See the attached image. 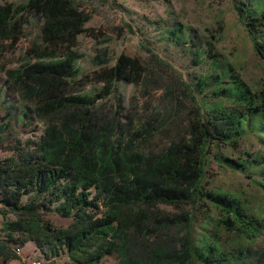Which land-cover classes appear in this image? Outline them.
Returning <instances> with one entry per match:
<instances>
[{
  "label": "trees",
  "instance_id": "trees-1",
  "mask_svg": "<svg viewBox=\"0 0 264 264\" xmlns=\"http://www.w3.org/2000/svg\"><path fill=\"white\" fill-rule=\"evenodd\" d=\"M233 1L264 60V0L256 6ZM83 2L0 5V53L15 49L36 28L18 66L0 68L6 77L3 91L11 92L20 106L16 121L43 126L39 137L16 147V156L0 159V264H9L18 256L16 249L24 251L29 243L45 259L66 254L69 264H104L114 253L119 264H264V250L254 249L264 235V219L234 195L204 186L212 146L237 145L250 130L264 134V89L254 92L228 67L224 75L232 81L226 87L219 82L214 92L219 100L196 106L194 117L176 133L160 113L134 122L121 106L118 86L140 85L152 74L139 58H114L104 51L93 59L99 87L93 92L77 88L84 82L78 40L92 18ZM169 34L180 39L173 30ZM205 87L207 82L200 80V91ZM109 99L117 104L104 112ZM0 101L7 99L0 96ZM164 133L166 141L154 145ZM261 158L225 162L241 172L252 170L264 185ZM185 205L192 209L184 210ZM50 214L73 222L56 228L46 218ZM175 231L181 236H169ZM151 237H163V243L141 255L133 242Z\"/></svg>",
  "mask_w": 264,
  "mask_h": 264
},
{
  "label": "rangeland",
  "instance_id": "rangeland-1",
  "mask_svg": "<svg viewBox=\"0 0 264 264\" xmlns=\"http://www.w3.org/2000/svg\"><path fill=\"white\" fill-rule=\"evenodd\" d=\"M20 1L0 0V5ZM247 1L253 6L258 4V0ZM82 7L92 18L87 24V31L78 40V49L84 54L80 62L84 82L77 88L93 92L99 87L94 81L96 66L93 59L104 51L114 58L121 54L139 58L152 74L140 85L120 83L118 86L123 98L121 106L125 107L126 115L134 122L152 120L160 113L161 119H170L168 129L176 133L194 117L196 106H202L205 100L209 104L219 100L214 95L219 82L226 87L232 81L230 76L224 75L228 67L254 92L259 93L264 89V60L256 52L249 33L241 23L233 0H84ZM172 30L180 39L169 34ZM36 32V28L29 29L15 49L0 53V67H17L35 39ZM152 54L157 55L164 64L155 60ZM220 76L222 81H218ZM200 80L207 82L204 92L198 88ZM5 81V74L0 68V96L7 99L5 103L0 101V159L16 156V147H24L29 140L43 132V126L35 121L32 125L29 121H16L15 112L20 106L11 92L3 91ZM221 101L231 105L228 100ZM116 104L115 99H109L103 111L114 110ZM120 111L122 113L124 109ZM126 122L131 124L128 120ZM244 129L248 132L247 124ZM258 135L255 130H250L238 140L237 145L212 146L207 158L204 186L234 195L250 213L264 219V185H260L261 177L253 174L252 170L241 172L225 162L226 158L238 161L264 157V134ZM166 139L167 133H164L155 138L154 145ZM261 161L264 162L263 158ZM183 208L192 209L188 205ZM160 209L177 211L165 206ZM200 217L198 214L197 219ZM213 217L218 219L220 216L216 212ZM10 218L14 219L12 216ZM46 218L56 228L66 229L73 222L57 214H50ZM197 223L200 225V219ZM169 236L178 238L181 234L175 231ZM169 236L166 237L169 239ZM161 239L151 237L145 242L140 238L133 244L141 255H146L147 251L163 243V237ZM254 249L264 250V235ZM26 252L29 254L16 256V264H23L26 255L44 258L34 243L26 246ZM44 261L45 264H69L66 254L44 258ZM103 262L119 264L120 256L114 253Z\"/></svg>",
  "mask_w": 264,
  "mask_h": 264
},
{
  "label": "built area",
  "instance_id": "built-area-1",
  "mask_svg": "<svg viewBox=\"0 0 264 264\" xmlns=\"http://www.w3.org/2000/svg\"><path fill=\"white\" fill-rule=\"evenodd\" d=\"M16 253L18 256H23L24 251L21 247H18L16 249ZM23 264H45V261L41 258H34L30 256H25L24 259L22 260Z\"/></svg>",
  "mask_w": 264,
  "mask_h": 264
},
{
  "label": "crops",
  "instance_id": "crops-1",
  "mask_svg": "<svg viewBox=\"0 0 264 264\" xmlns=\"http://www.w3.org/2000/svg\"><path fill=\"white\" fill-rule=\"evenodd\" d=\"M2 222H3V218L0 216V229H1V226H2ZM29 254L28 252H26V247H24V254ZM26 256H28V255H26ZM31 257H36V255L34 256V255H30ZM9 264H16V261H11V262H9Z\"/></svg>",
  "mask_w": 264,
  "mask_h": 264
}]
</instances>
